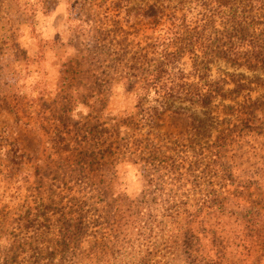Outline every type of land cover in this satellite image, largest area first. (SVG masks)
Returning <instances> with one entry per match:
<instances>
[{
    "label": "rangeland",
    "instance_id": "rangeland-1",
    "mask_svg": "<svg viewBox=\"0 0 264 264\" xmlns=\"http://www.w3.org/2000/svg\"><path fill=\"white\" fill-rule=\"evenodd\" d=\"M0 264H264V0H0Z\"/></svg>",
    "mask_w": 264,
    "mask_h": 264
},
{
    "label": "crops",
    "instance_id": "crops-1",
    "mask_svg": "<svg viewBox=\"0 0 264 264\" xmlns=\"http://www.w3.org/2000/svg\"><path fill=\"white\" fill-rule=\"evenodd\" d=\"M60 44L63 45L62 42H61ZM47 47H48V46H47ZM57 47H59V46H57ZM48 48H49V47H48ZM49 49H50V48H49ZM61 54H62V53H61ZM58 55H59V54H58ZM59 56H62V55H59ZM56 58H57L56 61L53 62L52 65L58 66V65H59L58 60H60V58H58L57 55H56ZM45 113H46L45 109H42V110H41L42 119H45V116H44ZM51 114H52V113H51ZM52 121L59 122V120H56V118H54Z\"/></svg>",
    "mask_w": 264,
    "mask_h": 264
},
{
    "label": "trees",
    "instance_id": "trees-1",
    "mask_svg": "<svg viewBox=\"0 0 264 264\" xmlns=\"http://www.w3.org/2000/svg\"><path fill=\"white\" fill-rule=\"evenodd\" d=\"M162 64H163V62L162 63H160L159 64V67H157L156 69H154V73H155V76H157V78H158V75L160 74V71L162 70V69H160V66H162ZM156 83V82H155Z\"/></svg>",
    "mask_w": 264,
    "mask_h": 264
}]
</instances>
